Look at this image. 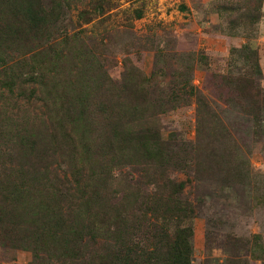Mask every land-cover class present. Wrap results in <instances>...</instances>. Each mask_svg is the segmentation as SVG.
Segmentation results:
<instances>
[{
  "label": "trees",
  "instance_id": "16d2710c",
  "mask_svg": "<svg viewBox=\"0 0 264 264\" xmlns=\"http://www.w3.org/2000/svg\"><path fill=\"white\" fill-rule=\"evenodd\" d=\"M119 2L0 0V251L11 260L194 264L193 189L264 204V171L240 154L216 106L242 113L243 135L264 142V0H215L221 30L247 40L217 71L204 55L157 44L151 73L142 51L118 62L119 44L99 33ZM76 4L87 8L74 24ZM134 17L143 12L125 13L129 27ZM197 69L211 98L194 85ZM190 108L194 133L168 125ZM225 237L231 253L216 264H264L260 234Z\"/></svg>",
  "mask_w": 264,
  "mask_h": 264
},
{
  "label": "rangeland",
  "instance_id": "374dc122",
  "mask_svg": "<svg viewBox=\"0 0 264 264\" xmlns=\"http://www.w3.org/2000/svg\"><path fill=\"white\" fill-rule=\"evenodd\" d=\"M119 1V8L113 11L115 18L99 25V33L119 44L113 57L118 62L128 52H134L137 49L142 51L148 73L154 70L157 44L164 47L167 54L172 56L190 53L195 54L196 57L204 55L209 60L210 70L217 71L229 57L230 48L247 41L242 38H231L221 30L224 27L226 29V26L216 13L215 0ZM182 7L185 10H182ZM74 8L77 9L69 15L76 24L79 11L87 7L76 4ZM137 9L143 12V17L141 19L134 17V26L129 27L126 24L125 13L133 16ZM90 27L88 26V29ZM109 44L112 46L111 42ZM258 44L263 74L261 86L264 88V14L259 25ZM120 72L121 67H117L113 74L116 76ZM168 75L169 80L171 72ZM206 75V71L197 69L194 72L193 82L198 89L211 98L212 96L205 89ZM216 106L223 122L232 131V138L238 143L241 152L239 153L250 159L256 171H264V142L243 135L247 131L246 116L234 110ZM178 117L173 115L168 118V125L178 128L177 124H180L183 129L190 125L194 133V109H188L181 120ZM230 126H238L240 133L234 132ZM191 195L202 204L199 207V218L195 223L194 264H216L215 260L228 256L231 252L225 245L226 234L246 238L260 234L264 240V204L256 203L250 199V196H243L242 193L234 198L225 192L221 193L218 187L207 185L193 189ZM31 258L30 253L19 252L15 260H11L0 251V264H29ZM248 258L250 259V256Z\"/></svg>",
  "mask_w": 264,
  "mask_h": 264
}]
</instances>
